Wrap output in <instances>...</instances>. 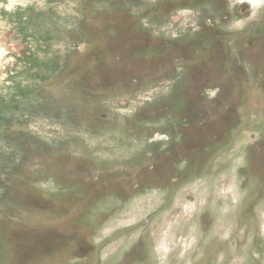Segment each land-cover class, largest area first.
I'll return each instance as SVG.
<instances>
[{
	"label": "rangeland",
	"instance_id": "374dc122",
	"mask_svg": "<svg viewBox=\"0 0 264 264\" xmlns=\"http://www.w3.org/2000/svg\"><path fill=\"white\" fill-rule=\"evenodd\" d=\"M0 264H264V0H0Z\"/></svg>",
	"mask_w": 264,
	"mask_h": 264
},
{
	"label": "water",
	"instance_id": "95a60500",
	"mask_svg": "<svg viewBox=\"0 0 264 264\" xmlns=\"http://www.w3.org/2000/svg\"><path fill=\"white\" fill-rule=\"evenodd\" d=\"M247 6H248V5H247ZM247 6H246V7H247Z\"/></svg>",
	"mask_w": 264,
	"mask_h": 264
}]
</instances>
